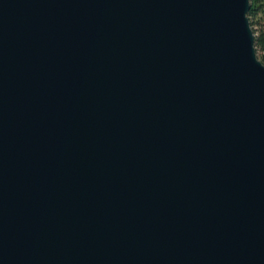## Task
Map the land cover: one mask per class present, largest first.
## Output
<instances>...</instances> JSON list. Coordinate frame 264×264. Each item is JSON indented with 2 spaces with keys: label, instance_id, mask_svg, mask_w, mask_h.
Segmentation results:
<instances>
[{
  "label": "water",
  "instance_id": "water-1",
  "mask_svg": "<svg viewBox=\"0 0 264 264\" xmlns=\"http://www.w3.org/2000/svg\"><path fill=\"white\" fill-rule=\"evenodd\" d=\"M248 8L0 0V264H264Z\"/></svg>",
  "mask_w": 264,
  "mask_h": 264
},
{
  "label": "trees",
  "instance_id": "trees-1",
  "mask_svg": "<svg viewBox=\"0 0 264 264\" xmlns=\"http://www.w3.org/2000/svg\"><path fill=\"white\" fill-rule=\"evenodd\" d=\"M248 2L246 17L253 34V47L256 57L264 65V0H248Z\"/></svg>",
  "mask_w": 264,
  "mask_h": 264
},
{
  "label": "rangeland",
  "instance_id": "rangeland-1",
  "mask_svg": "<svg viewBox=\"0 0 264 264\" xmlns=\"http://www.w3.org/2000/svg\"><path fill=\"white\" fill-rule=\"evenodd\" d=\"M254 28H258V26H254ZM257 30V29H256Z\"/></svg>",
  "mask_w": 264,
  "mask_h": 264
}]
</instances>
